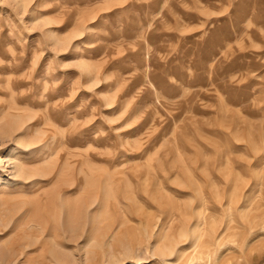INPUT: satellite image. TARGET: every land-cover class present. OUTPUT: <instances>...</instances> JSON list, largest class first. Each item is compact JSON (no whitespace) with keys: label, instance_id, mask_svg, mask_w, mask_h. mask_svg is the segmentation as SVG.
<instances>
[{"label":"rangeland","instance_id":"rangeland-1","mask_svg":"<svg viewBox=\"0 0 264 264\" xmlns=\"http://www.w3.org/2000/svg\"><path fill=\"white\" fill-rule=\"evenodd\" d=\"M6 127L0 264H264V0H0Z\"/></svg>","mask_w":264,"mask_h":264},{"label":"bare ground","instance_id":"bare-ground-1","mask_svg":"<svg viewBox=\"0 0 264 264\" xmlns=\"http://www.w3.org/2000/svg\"><path fill=\"white\" fill-rule=\"evenodd\" d=\"M8 125L7 126H10V124L9 123H7ZM4 130H1V132H0V145H3V144H6L8 141H12V142H14V141H16L13 137L12 138H8V139H6V137H5V134L6 133H8V134H10L11 132H10V128H8V127H6V128H3ZM27 146V145H26ZM11 160V159H10ZM9 161V160H8ZM15 164H13V168L12 169H14L15 170V172H16V174L17 175H19V176H26V175H29V173L28 172H26V171H24L23 170V168H21L20 167V165L17 163V162H14ZM16 174H15V176H16ZM30 176V175H29ZM28 176H26V178H27ZM25 179V178H24ZM170 247L169 246H167V245H165L164 246V250L163 251H165V250H168ZM162 251V254L164 253ZM165 252H167V251H165ZM167 253H169V252H167ZM164 255V254H163ZM167 255V254H166ZM170 264H174V263H170Z\"/></svg>","mask_w":264,"mask_h":264}]
</instances>
